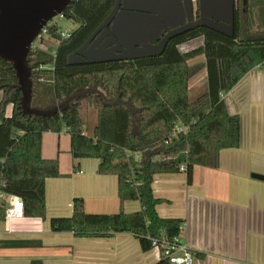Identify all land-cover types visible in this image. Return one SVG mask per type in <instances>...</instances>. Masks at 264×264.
Here are the masks:
<instances>
[{"label":"trees","instance_id":"1","mask_svg":"<svg viewBox=\"0 0 264 264\" xmlns=\"http://www.w3.org/2000/svg\"><path fill=\"white\" fill-rule=\"evenodd\" d=\"M114 1L71 0L62 17L75 22L76 28L68 37H61L55 24L48 25L49 38L57 40L53 54L30 50L27 55L32 107L49 109L88 87L99 89L106 99L88 94L53 116H27L20 107L21 92L14 70L0 59V192L22 199L23 216L44 220L45 181L60 173L56 158L42 156V133L66 130L72 159H97L98 174L117 177L120 205L136 200L140 208L133 212L120 207L115 213H87L81 200L75 198L72 214L50 218V229L80 237L128 232L138 240L142 251L159 249L160 259L155 264H170L163 257L160 242L176 239L182 220L157 214L156 205L163 200L152 193L153 175L178 173L184 165L182 172L190 184L194 166L216 169L220 151L238 147L239 116L228 113L221 94L250 69L264 65V0H246L243 12L242 0L234 5L231 37L194 26L169 39L158 55L67 64V55L89 38ZM197 39H201L199 45L180 48ZM198 56L203 60L189 63ZM202 70L206 89L192 98L189 81ZM7 104H11L9 115L5 114ZM86 109L95 113V124L90 128L84 118ZM176 125L186 126V130L177 131ZM3 220L5 202L1 200ZM36 243L0 241V246ZM28 264L42 261L33 258Z\"/></svg>","mask_w":264,"mask_h":264},{"label":"crops","instance_id":"2","mask_svg":"<svg viewBox=\"0 0 264 264\" xmlns=\"http://www.w3.org/2000/svg\"><path fill=\"white\" fill-rule=\"evenodd\" d=\"M222 99L228 113L239 116L238 147L222 149L216 169L194 166L190 184L182 171L154 174L152 193L163 200L156 212L182 220L176 240L191 252L193 264H264V65L245 73ZM69 151L66 130L42 133V156L58 160L60 176L45 181L44 220L0 221L1 242H37L1 245L0 264H28L33 258L42 264H155L159 249L142 251L131 233L80 237L50 229V218L72 214L75 198L87 213L140 208L136 200L120 205L117 177L98 174L97 159L75 162ZM10 197L0 192L5 206Z\"/></svg>","mask_w":264,"mask_h":264},{"label":"water","instance_id":"3","mask_svg":"<svg viewBox=\"0 0 264 264\" xmlns=\"http://www.w3.org/2000/svg\"><path fill=\"white\" fill-rule=\"evenodd\" d=\"M71 0H0V59L11 64L21 92L20 107L27 116L49 117L88 94L106 97L97 88H85L49 109L31 106V42ZM195 0H115L106 16L67 64L98 63L158 55L172 37L193 26H204L229 37L234 33V0H198L201 18L191 22ZM244 1V0H243ZM186 22L184 23V21ZM170 27L162 37L161 32ZM159 39L156 44L152 40Z\"/></svg>","mask_w":264,"mask_h":264},{"label":"built area","instance_id":"4","mask_svg":"<svg viewBox=\"0 0 264 264\" xmlns=\"http://www.w3.org/2000/svg\"><path fill=\"white\" fill-rule=\"evenodd\" d=\"M61 16V15H59ZM48 25H52L47 23L37 34L35 39L31 42L30 50H41L44 52L52 53L54 52L53 48L47 47V43L50 38L48 36ZM61 37H68L69 33L59 32ZM53 39V38H52ZM56 44L57 40L53 39ZM55 46V45H54ZM44 78H40L43 80ZM176 130H186V126L176 125ZM137 156V154H135ZM180 170H184V165H180ZM23 217V201L21 198L17 196H11L8 204L5 206V220L10 221L13 219H21ZM156 241H153L155 244ZM160 246L163 250V257L168 260L170 264H193V257L191 252L179 244L176 239L172 242H160Z\"/></svg>","mask_w":264,"mask_h":264},{"label":"rangeland","instance_id":"5","mask_svg":"<svg viewBox=\"0 0 264 264\" xmlns=\"http://www.w3.org/2000/svg\"><path fill=\"white\" fill-rule=\"evenodd\" d=\"M246 0H244V2L242 1V6H240V10L243 12L244 11V5H245ZM242 7V8H241ZM49 24H55L58 27L59 32H63V33H69L72 30H74L77 26V24L69 19H66L62 16L56 15L54 16L49 22ZM54 40L52 38H50L49 42L47 43V47L49 48H53L55 45V42H53ZM201 43V39H197L194 40L192 42H189L183 46H181L180 48L183 50H186L188 48L197 46ZM203 57L202 56H198L194 59H190L189 63L193 64L194 62H198V61H202ZM189 94L190 97H195L196 95L202 93L205 89H206V81H205V72L204 70L200 71L196 76L192 77L189 81ZM223 94V93H222ZM221 94V96H222ZM1 95L2 92L0 90V99H1ZM58 103V102H57ZM11 113V104H7L5 107V114L9 115ZM84 118L86 119V123L88 125V127H92L95 124V113L94 111H90L89 109L84 110ZM61 154H65L64 152H62ZM75 162L77 160H74Z\"/></svg>","mask_w":264,"mask_h":264},{"label":"flooded vegetation","instance_id":"6","mask_svg":"<svg viewBox=\"0 0 264 264\" xmlns=\"http://www.w3.org/2000/svg\"><path fill=\"white\" fill-rule=\"evenodd\" d=\"M243 1V0H242ZM240 2V0H234V5H236V4H238ZM244 2V1H243ZM193 12H192V18H191V22H195V21H197V20H199L200 18H201V16H200V14H199V7H198V0H195V1H193ZM186 22V20L184 21V23ZM194 28V26L192 27V28H190L189 30H191V29H193ZM171 28L170 27H168V28H165L162 32H161V36L160 37H162L166 32H168L169 30H170ZM189 30H187V31H189ZM186 32V31H185ZM182 33H184V32H182ZM181 34V33H180ZM160 37L158 38V39H155V40H152L151 42H150V44H156L158 41H159V39H160Z\"/></svg>","mask_w":264,"mask_h":264}]
</instances>
